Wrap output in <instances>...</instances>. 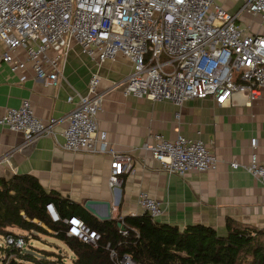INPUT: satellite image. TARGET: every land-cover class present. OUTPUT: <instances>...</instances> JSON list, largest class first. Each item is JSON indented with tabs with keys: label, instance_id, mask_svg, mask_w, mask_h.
Returning <instances> with one entry per match:
<instances>
[{
	"label": "built area",
	"instance_id": "obj_1",
	"mask_svg": "<svg viewBox=\"0 0 264 264\" xmlns=\"http://www.w3.org/2000/svg\"><path fill=\"white\" fill-rule=\"evenodd\" d=\"M243 14L264 21V0H244L233 13L215 0H0V62L20 82L29 69L43 87H54L76 45L96 68L118 56L127 60L130 72L120 83L124 97L169 102L177 108L192 99L210 98L215 106L223 107L239 98L248 107L264 89V36L250 34L247 26L237 24ZM98 85L94 72L85 93L75 95L59 133L60 148L108 155L107 184L114 189L132 167L130 156L115 152L98 129L103 98ZM72 99L69 96L66 102ZM60 121L37 118L28 100L0 115V126L20 134L21 146L53 136ZM249 147L245 165L231 162L228 166L242 168L264 188V162L254 153L255 138L249 140ZM140 149L167 175L214 171L218 163L203 141L181 135L168 140L149 133ZM137 204L152 220L162 213L145 192H138ZM44 211L52 223L64 225L67 237L91 246L99 241L98 233L77 217L60 219L51 203L44 205ZM261 232L264 238V228ZM24 246L20 236L3 237V247L21 250ZM109 257L115 264H138L127 254L117 256L110 251Z\"/></svg>",
	"mask_w": 264,
	"mask_h": 264
},
{
	"label": "crops",
	"instance_id": "obj_2",
	"mask_svg": "<svg viewBox=\"0 0 264 264\" xmlns=\"http://www.w3.org/2000/svg\"><path fill=\"white\" fill-rule=\"evenodd\" d=\"M215 1L233 13L244 0ZM237 24L247 26L250 34L264 36V21L258 17L243 14ZM1 50L0 44V53ZM94 72L103 92L98 129L105 133L115 152L130 156L131 161L132 172L122 174V183L114 189L107 184L108 155L70 153L60 148L64 117L72 109L75 95L85 93L88 78ZM129 72V63L119 56L96 68L76 45H72L54 87H43L29 69L20 82L18 75L11 74L0 62V115L6 108H16L22 100H28L37 118L61 119L54 126L53 136L39 138L30 147L21 146L20 134L0 126V178L32 176L45 191H56L81 208L86 201L108 202L110 220L141 214L137 194L145 192L160 205L162 213L155 220L158 223L179 229L198 224L212 228L218 235L225 234L226 220L238 227L262 230L264 188L242 168L232 170L228 165L236 162L242 166L248 162L251 138L256 139L257 160L264 162V89L248 107L242 106L239 98L223 107L205 98L188 100L177 108L169 102L124 97L120 83ZM69 96L73 97L72 103L66 102ZM149 133L168 140L176 135L200 139L216 156V169L167 175L148 152L140 149ZM91 207L97 216L105 214L103 206ZM10 231L25 235L18 229ZM24 242L25 248L32 247L30 241Z\"/></svg>",
	"mask_w": 264,
	"mask_h": 264
},
{
	"label": "trees",
	"instance_id": "obj_3",
	"mask_svg": "<svg viewBox=\"0 0 264 264\" xmlns=\"http://www.w3.org/2000/svg\"><path fill=\"white\" fill-rule=\"evenodd\" d=\"M47 203L52 204L60 219L77 217L95 230L99 235L96 245L67 237L64 225L52 223L45 213ZM35 222L43 224L64 244L72 264H115L109 257L110 251L117 256L127 254L138 264H264L261 230L238 227L226 220L225 234L218 235L203 225L179 229L158 223L145 213L98 222L68 197L42 189L32 176L0 178V236L17 237L10 229L44 233ZM116 223L123 227L122 233ZM50 256L35 259L22 249L0 248L1 264H54L48 260Z\"/></svg>",
	"mask_w": 264,
	"mask_h": 264
},
{
	"label": "rangeland",
	"instance_id": "obj_4",
	"mask_svg": "<svg viewBox=\"0 0 264 264\" xmlns=\"http://www.w3.org/2000/svg\"><path fill=\"white\" fill-rule=\"evenodd\" d=\"M231 2V0H228ZM222 9L228 12L229 9H226L222 6ZM24 232V231H23ZM26 244L30 241L29 244L32 247L22 248L23 252L30 253L34 256L35 259L41 258L42 255H48L49 261L54 262V264H72V258L67 252L63 243L55 239L54 233L50 230H45L44 233H38L35 231L24 232ZM3 247V237L0 236V248ZM1 264V263H0ZM34 264V263H27Z\"/></svg>",
	"mask_w": 264,
	"mask_h": 264
},
{
	"label": "water",
	"instance_id": "obj_5",
	"mask_svg": "<svg viewBox=\"0 0 264 264\" xmlns=\"http://www.w3.org/2000/svg\"><path fill=\"white\" fill-rule=\"evenodd\" d=\"M33 143L28 144L27 147L32 146ZM93 205H101L105 208V214L103 216H97L94 212V210L92 209L91 206ZM82 208L89 213L91 216L97 218L100 222H106L109 221L110 218V204L108 202H96V201H86ZM71 217V216H70ZM69 217V218H70ZM116 227L119 228L120 231L123 230V227L120 225V223H116Z\"/></svg>",
	"mask_w": 264,
	"mask_h": 264
}]
</instances>
